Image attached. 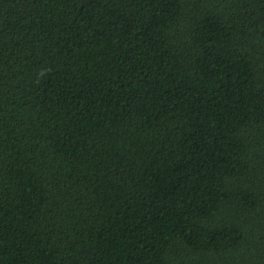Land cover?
<instances>
[{
  "label": "trees",
  "instance_id": "trees-1",
  "mask_svg": "<svg viewBox=\"0 0 264 264\" xmlns=\"http://www.w3.org/2000/svg\"><path fill=\"white\" fill-rule=\"evenodd\" d=\"M0 264H264V0H0Z\"/></svg>",
  "mask_w": 264,
  "mask_h": 264
}]
</instances>
